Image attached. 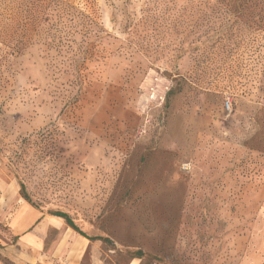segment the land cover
<instances>
[{
	"label": "rangeland",
	"instance_id": "obj_1",
	"mask_svg": "<svg viewBox=\"0 0 264 264\" xmlns=\"http://www.w3.org/2000/svg\"><path fill=\"white\" fill-rule=\"evenodd\" d=\"M243 1L0 0V212L67 215L104 264H264V0ZM15 243L0 217L3 263Z\"/></svg>",
	"mask_w": 264,
	"mask_h": 264
},
{
	"label": "crops",
	"instance_id": "obj_2",
	"mask_svg": "<svg viewBox=\"0 0 264 264\" xmlns=\"http://www.w3.org/2000/svg\"><path fill=\"white\" fill-rule=\"evenodd\" d=\"M8 203L10 211L0 212V217L16 242L9 253L1 251L9 264H104L99 241L80 235L59 217L38 211L18 192L10 193ZM0 264L7 263L0 259Z\"/></svg>",
	"mask_w": 264,
	"mask_h": 264
},
{
	"label": "trees",
	"instance_id": "obj_3",
	"mask_svg": "<svg viewBox=\"0 0 264 264\" xmlns=\"http://www.w3.org/2000/svg\"><path fill=\"white\" fill-rule=\"evenodd\" d=\"M162 1L164 2V0H162ZM246 1H247V0H244L243 3H244V4H247ZM158 2H159V1H157V3H158ZM220 3H221L220 0H204V2H202V5H205V6L210 5V6H212V8H213V7H215V6H218ZM165 4H167V3H165ZM14 50H15V49H14ZM23 190H24V188H23ZM24 198H25L26 200H28V198H27L25 195H24ZM54 216L63 219V220L65 221V223H66L70 228H72L73 230H75V231H76L77 233H79L80 235H82V236H84V237H86V238H88V239H90V240H95V239H93V238H91V237L86 236L84 233H82V232L78 229V227L74 224V222H73V221H72L67 215H64V214H60V213H58V214H55Z\"/></svg>",
	"mask_w": 264,
	"mask_h": 264
},
{
	"label": "built area",
	"instance_id": "obj_4",
	"mask_svg": "<svg viewBox=\"0 0 264 264\" xmlns=\"http://www.w3.org/2000/svg\"><path fill=\"white\" fill-rule=\"evenodd\" d=\"M228 105V104H227Z\"/></svg>",
	"mask_w": 264,
	"mask_h": 264
}]
</instances>
